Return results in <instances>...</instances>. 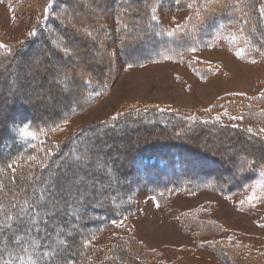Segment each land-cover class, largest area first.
<instances>
[{
  "label": "rangeland",
  "instance_id": "1",
  "mask_svg": "<svg viewBox=\"0 0 264 264\" xmlns=\"http://www.w3.org/2000/svg\"><path fill=\"white\" fill-rule=\"evenodd\" d=\"M48 1L0 0V155L15 142L29 143V148L7 162L10 172H14V165H26L40 156L38 144L48 139L59 147L68 144L67 154L72 151L70 156L78 158L83 168L68 179L65 194L60 197L72 201L66 205L74 208L76 215L60 222L66 234L64 237L58 226L52 246L62 247L64 240L70 243L74 235L86 237L83 242L87 248L72 264H105L111 255L118 256L134 242L140 255L148 256L147 264H249L239 259L237 245L225 251L223 261L218 259L217 251L236 236L264 237V165L251 161L248 143L252 140L235 141L238 135L230 141L219 139L214 128L221 126L225 133L229 127L240 132V138L261 136L264 140V47L261 55L247 54L249 39L235 31L237 28L226 26L207 28L206 34L211 29L212 36L204 44L199 43V29L192 30L191 37L198 43L185 46L184 51L179 39L172 40V36L180 33L181 39L186 33L190 12L168 11L166 0L157 1L161 26L145 28L149 32L158 29L166 36H161L162 40L151 34L146 40L140 35L130 37L145 29L143 20L128 14L121 21L111 17H107V23L102 21L103 35L97 34V26L79 25V21L84 22V17L79 20V12L104 14L103 0H70L72 3L66 4L55 0L47 16L43 10ZM116 2L118 13L127 12L123 7L128 0ZM70 13L73 36L54 27V20L65 22ZM40 22L48 28L45 38L52 47L31 39ZM49 36L69 42L70 49L62 45L60 49ZM86 37L99 47L93 49ZM152 42L157 43L154 52H150ZM219 114L224 115L222 121L218 120ZM171 118L177 121L172 131L161 126ZM223 120L231 127H225ZM179 121H183L186 131L179 127ZM212 121L215 127L211 124L193 130L198 122ZM136 127L142 129L138 140L134 138ZM130 140L137 148L131 153ZM94 150L104 158L97 157V162L89 166ZM107 150L113 151L119 168L131 170L125 181V191L129 190L125 202L132 207L120 214L123 218L113 222L112 228L104 230L97 222L103 216L89 220L95 212L91 214L82 204H92L91 192H95L93 199L101 205L103 191L118 187ZM56 164L44 176L43 186L35 184L36 208L30 201L21 203L26 216L35 215L33 220L21 212L18 227H0L12 240L26 239L15 247L10 242L15 250L21 248L20 253L24 250L30 254L24 256V264H39L43 259L47 262L55 252L53 248L41 249V258L37 255L34 259L36 244L27 242L44 219L54 225L57 220L53 214L58 216L63 211L56 194L60 193L65 169ZM101 167L111 181L99 183L100 175L93 169ZM248 243L256 253L254 242ZM8 249L12 258L16 252ZM124 259L118 257L117 262L123 264Z\"/></svg>",
  "mask_w": 264,
  "mask_h": 264
},
{
  "label": "trees",
  "instance_id": "2",
  "mask_svg": "<svg viewBox=\"0 0 264 264\" xmlns=\"http://www.w3.org/2000/svg\"><path fill=\"white\" fill-rule=\"evenodd\" d=\"M103 1H104V3L102 4L103 6H101V7H102V12L104 14H102L100 12H96L97 15H95L94 12L90 13V14H85L86 12H84V11L79 12V20L81 17H84V22L82 23L79 21V25H83L85 23V25H83V27H85V28H92V26H97V28H94L95 31L97 32V34L100 33L101 35H103L106 33H105V31H103L104 26L102 27V23L103 22L107 23V17H109V18L111 17L112 19L118 18L121 21L122 20L121 17L128 14L130 17H133V18L137 17L140 20H143V22H141V23H142V26H144V29L145 28H159V26H161L160 25L161 21L158 19L159 18L158 17V15H159L158 9H160V5L157 3L158 0H130V1L128 0L126 7H123L124 9L127 8V12H125V10H124L121 13H118V6H117V2H116L117 0H114V2H113V0L112 1L111 0H103ZM65 2H68V3L71 2L72 3V1H70V0H65V1L64 0H56L57 4L58 3L59 4H61V3L66 4ZM79 2H81V0H79ZM112 2L115 3V4H113V6H111ZM164 2L167 3L166 9L168 11L169 10H176V11L188 10L190 12L188 17L186 18L187 23L184 27L187 29V31H186V33L184 32L185 34L183 33L184 35L182 34L183 35L181 38L182 40L180 39V36H181V35H179L180 33H177L178 36H174V35L172 36V40L179 39L178 41L181 42V48L184 51H186L184 49L185 46H187L189 44L194 45L196 42L198 43V40L195 37H191V32L197 31L199 29V43L204 44V42L207 39H210V37L212 36L211 29L206 34L207 28H225L226 26L227 27L231 26L232 28H237L235 31H239L243 38L249 39V42H246V45H245L247 54L250 53L251 55L256 56L258 54L261 55L263 53L262 49L264 47V0H166ZM73 3H76V0H73ZM54 4H55V0H50L45 4L43 11H44V13H46L47 16H49L51 14V8L53 7ZM106 7H108V10H106ZM66 11H69L68 8H66ZM72 18H73V15L71 13L66 14L65 22H59V21L54 20V22H55L54 27L57 29L60 28V30L63 31L64 35L73 36L74 32L70 31V29H69V28H71L69 24H70ZM180 27L182 28V26H180ZM46 28H47L46 24H44V22H40L38 24V27L36 28V30H34L32 32V38L31 39L33 40V42H36V43L37 42H39V43L45 42V45L42 44V46H46V48H47L50 45L52 47V44L49 43V41L45 38V35L47 34V32H45ZM130 28H134V25L131 24ZM47 30H48V28H47ZM147 30L145 29V31H143L141 33H133V35L130 34V37L132 36L133 38H137V35H140V36H142L141 38L144 40L148 39L149 38L148 35H150V34L154 35L155 38H158V39L160 38V40L163 39V38H161V36L166 37L165 34L163 36V33L160 32L158 29H153L150 32ZM39 33H42V35L39 36ZM49 38H51L53 40L54 36H49ZM54 40L57 42V44H58L57 46L59 48L61 45H62L61 46L62 48L70 49V47H71L69 42H64V40H57L56 38H54ZM85 40L91 41V39L87 38V37L85 38ZM92 43H91V46H92ZM145 43H146V41H145ZM94 44L95 43H93V47H94L93 49L96 50L99 46H97V44H96V46H94ZM156 45H157V43L152 42V44L150 45V46H152L150 52H154L157 50L155 48ZM91 46L86 47V48H91ZM83 48L85 49L84 46H83ZM108 50H105V52H107L109 54L110 52ZM108 62H110V61H108ZM101 64L105 65L103 62ZM96 66H98V65H96ZM99 75L100 76L98 78H101L102 75L101 74H99ZM92 81H93V79H92ZM263 98H264V96H263ZM3 100H4V98H3ZM10 116L11 115L7 116V119H9ZM223 117H224L223 114H219L218 120H221ZM38 120H41V119L39 118ZM3 121H4V119H3ZM223 121H225L224 122L225 127L230 126V123L228 121L227 122H226V120H223ZM176 124H177V121L174 120V118H171V120H168V122H166V121L161 122V126L164 125L166 127L165 129L170 130V131H172V129L175 128ZM179 124L181 125L179 127L182 130L186 131L183 127V124H184L183 121H179ZM198 124H199V126H196L193 130H195V129L199 130V127H202V129H203L204 125H211V124H213L215 127L216 122H213V121L212 122H204V123L198 122ZM12 125L13 124H10V126H12ZM214 127H210V128L213 129ZM222 128L223 127H221V126H219V127L217 126L216 128H214V130L219 132L217 135V137L219 139H225L226 141H230V139L233 138L232 136L238 135L235 137V139H234L235 141L241 142L243 140H246L247 138L249 140H252L253 143H248V148L251 150V156H252L251 161L253 164L260 163V164L264 165V140L260 135H259L260 137H258V138H254V137L246 136V135H245V138H240L239 137L240 132L234 131L228 127V128H225L226 132L224 133ZM239 129H241V128H239ZM145 130H149V129H145ZM145 130H143V132ZM5 132H6V134L9 135V132H7V129H5ZM141 132H142L141 128H138V127L135 128V132H134L135 137L134 138H136V140H138L137 136L139 134H141ZM228 132L231 134H228ZM169 133H171V132H169ZM172 134L177 135V133H172ZM2 138L3 137L0 136V140ZM136 142L137 141H135V143ZM15 143L16 144L12 145V147H10L7 151L5 150V153H2V151H1L2 155H0L2 157V158H0V161H1L0 162V197H1V199H0V227H6L9 224L12 225V227H13L15 225L17 226L18 224H20L19 219H18L19 213L22 212V214L25 215V212L22 211L23 209L21 207L22 201H30L31 204L33 205V207L36 208V205L34 204V203H37V201H36L37 196L35 197L36 192H37L35 184H39V185L43 186L45 184V182H44L45 180L43 179V178H45L44 176L50 171V169L52 168V165H54V163L57 162L56 165H60V167H64V169H65V172L63 173L64 174L63 175V182L61 183L62 185L60 188V193L56 194L57 199L59 201H61V203H62L61 207L63 208V211H61L62 213L58 216H56V214H53V218L55 220H57V223H55L54 225H50L49 221L47 219H44L43 220L44 223L39 224L40 228H37L35 230V232L31 233V240H29L27 243H30V241H31V242L36 244V247L34 248L35 249L34 256L31 255L32 258H34V259L37 257V255H38L39 259L41 258V253H40L41 249L48 251L49 249L53 248V250L55 251L54 254H52V252H51L52 256L47 260V262H44V259H43V262L38 261L39 264H72L75 261L77 262L78 260H80L79 255H82L84 253L85 248H87L86 242H83L84 241L83 239L86 237H83V235H81V234L79 236L74 235L73 238H71L70 243L67 240H64L65 244L62 247L52 246L51 241H52V238H54L53 235L55 233V230L59 226L60 222H68L69 219H71L70 216L72 214H73V216L76 215L73 212L74 208H69V206L66 205L68 203H72V201H70V199L68 200V198L66 199V201H64V200H61L60 197H62V195L65 194L64 191L67 187L68 179H70V177L73 175L79 174L80 169H82L83 167L79 164V161H76V160H78V158L76 156L74 158L72 156H70V153L72 154V151H70L69 154H67L68 144H63V146L61 145V147H59L56 143L54 144V142L46 139L45 143L41 142L40 144H38L40 149H41V155L40 156L38 155L36 159H32V161L28 162L26 165H23V166H20L18 164H16V166L14 165L13 166V168H15L14 172H10V169H9L10 163H7V162L14 158V154L20 153V152L26 150L27 148H29L28 142L27 143L15 142ZM133 143L134 142H131V140H130V142L128 144V152L129 153H131L132 151H135L137 149L135 144H133ZM1 144H2V142H1ZM95 145H96V143H95ZM18 148H21V150L19 151ZM201 150L206 152V153H209L210 155L214 154L212 151H210L209 149H206V148H201ZM112 152L113 151L107 150L106 156L109 155V157L111 159H113L112 160L113 161L112 169L116 173L115 174V180L118 181V183H117L118 187H114L113 189H109L110 191L107 190L108 192L103 191L102 195L104 196V198L100 202L101 205H98L97 202H95V200L93 199V195L95 194V192L94 193L91 192L92 198H90V199H92V201H93L92 204L91 203L87 204L86 202H83V204H82L84 206L83 209H86V208L89 209L91 214H93V212H95L94 213L95 216H92V218H90L89 220L95 219L97 216L99 217V215H101V217L103 216L100 219L97 218V220H98L97 222L100 225L99 228H103L104 230L107 228H112L113 222L123 218V216H120V214L124 211H128V209H130L132 207L131 206L130 208H128V205H127L128 203L125 202V199L127 198L126 193L129 191V190L125 191V190H127V184H128L125 181H126V178H128V176L130 175L131 170H129L126 167L119 168L116 164L117 159H115V155H113ZM73 153H75V152L73 151ZM93 153H94L93 154L94 158L92 156L90 157L91 162H89V166L90 165L92 166L93 163L97 162V157L104 158L103 156L99 155L100 154L99 151L94 150ZM78 154H79V151H78ZM75 155H76V153H75ZM147 156L148 155H146V157ZM149 156H151V154H149ZM251 161L249 163H251ZM29 163H31V164H29ZM30 165H31V168L29 167ZM253 166H252V168H253ZM103 169L105 170L104 167H101L98 169H93V171L97 175H100L98 178L99 183L107 182V180L111 181L110 178H108V177L105 178L106 175H105V171L103 173ZM58 174L61 175L60 173H58ZM90 174H93V172H91ZM1 175H2V177H1ZM55 175H56V173H55ZM256 176H257V174H256ZM24 177L26 179H23L21 182H19ZM247 177H249V175ZM36 180H37V182H36ZM56 180H57V175H56ZM52 182L54 183L55 179H53ZM150 184H152V183H150ZM68 191H69V188H68ZM112 192H113V194H112ZM75 193L78 197L79 192L75 191ZM96 195H97V193H96ZM64 198H66V197H64ZM118 201H120L119 203H121L120 207L117 206ZM67 210H69V211H67ZM76 210L79 213V206L78 205H77ZM26 217H28L27 219L29 221H32L33 218L35 217V215H28ZM90 223H91V221H90ZM111 225H112V227H111ZM47 226H49V227H47ZM21 228H22V226L20 227V229ZM59 228H61V231L63 232L64 237H65L66 230H63L62 226L61 227L59 226ZM46 229H49L48 232H46V233L40 232V231L45 232ZM8 230H10V229H8ZM3 231H4V229H3ZM46 234H48V235H46ZM12 236H14L13 233H12ZM68 236H69V238L72 237V232ZM249 240L254 242V245L257 249L256 253L252 252V249H250V244L248 243ZM25 241H26L25 238L12 240L9 236H6V234H3V232L0 230V264H24V262L22 261L24 256L30 255V254H28V252L26 253L24 250L20 253L19 250L21 248H19L18 250H15L13 247H15L16 245H19L21 243H24ZM10 242L14 243L13 247L10 245ZM47 242H50L49 245H47ZM134 244L135 245L131 244V247L130 248L127 247L126 250L122 248V244H121L120 248L123 249V250H121V253L116 254L118 256H112L111 255V257L109 259H107L106 261L104 260L105 264L119 263L120 261L117 262L118 257H125L127 259V260H125V259L122 260V261H125V262H123V264H147L145 262V260H146V258H148V256L140 255L141 252L140 253L138 252V247H137L138 244L135 242H134ZM236 245L240 249L241 257L239 259L241 261L243 259V262H246L249 264H264V237H262V236H251L249 238H245V237H239L238 238L237 236L233 237L231 239V241L227 242V244L223 243L220 246L221 249H219V251H217L218 259L221 261H223V259H226V257L224 256V255H226L225 251L234 248V246H236ZM8 247L12 248L16 252V254L12 258L10 256L11 253L9 252L10 250L8 249ZM125 247H126V245H125ZM241 249L244 250V253H247V254H244V253L242 254ZM64 250H66V252H64ZM115 250L116 249H114V252H115ZM144 253L147 254L146 252H144ZM110 254H112V253H110ZM130 258H132L133 260H131ZM110 259H111V261L108 262V260H110ZM119 264H121V262Z\"/></svg>",
  "mask_w": 264,
  "mask_h": 264
},
{
  "label": "bare ground",
  "instance_id": "3",
  "mask_svg": "<svg viewBox=\"0 0 264 264\" xmlns=\"http://www.w3.org/2000/svg\"><path fill=\"white\" fill-rule=\"evenodd\" d=\"M209 159V158H208ZM200 166V165H199ZM196 168V167H195Z\"/></svg>",
  "mask_w": 264,
  "mask_h": 264
}]
</instances>
